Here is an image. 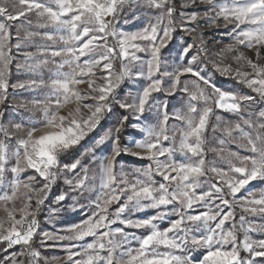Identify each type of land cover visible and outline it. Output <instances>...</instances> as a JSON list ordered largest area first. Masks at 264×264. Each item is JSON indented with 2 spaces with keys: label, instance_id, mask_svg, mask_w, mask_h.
I'll use <instances>...</instances> for the list:
<instances>
[{
  "label": "snow or ice",
  "instance_id": "obj_1",
  "mask_svg": "<svg viewBox=\"0 0 264 264\" xmlns=\"http://www.w3.org/2000/svg\"><path fill=\"white\" fill-rule=\"evenodd\" d=\"M0 264H264V0H0Z\"/></svg>",
  "mask_w": 264,
  "mask_h": 264
},
{
  "label": "rangeland",
  "instance_id": "obj_2",
  "mask_svg": "<svg viewBox=\"0 0 264 264\" xmlns=\"http://www.w3.org/2000/svg\"><path fill=\"white\" fill-rule=\"evenodd\" d=\"M126 27H131V26H126ZM223 31V30H221ZM175 49V44L172 45V48L169 51H174ZM12 81L15 82L18 78H23V77H18L16 70H15V66L13 65L12 68ZM215 83L217 84V86L221 87L222 89L225 90H234L236 88H239L240 86L236 85L234 81L220 77L219 75H216L214 77ZM131 85L130 84H125L121 90V94L123 95V92L127 91L128 88H130ZM246 91V90H245ZM25 98H30L28 93H20L16 99H25ZM178 99V98H177ZM173 106H177V102L176 100H172L171 104L169 105L170 109ZM117 111H121L119 109H117ZM115 116H111L109 118H106L104 121H102L100 127L96 130V132L93 134V136L98 137L99 135L103 134V132L108 129L109 127H111V125L114 123L115 121ZM136 137V138H140L142 136V133L137 132L136 130H133L131 128H129L123 135V143H127L128 140L132 137ZM88 143H92V140L89 139ZM229 147H232L233 149H235V145H229ZM82 151V149H81ZM108 151V147L104 146L103 147V152L107 153ZM79 153H77L78 155ZM101 153L98 151L97 155H100ZM212 155H209V159H212ZM120 161L122 163H124L126 166H144L147 162L146 161H142V160H138L134 157H130V156H124L122 155L120 158ZM253 185L257 188L261 187V185L256 184V182H253ZM63 187V184L61 183L58 187H56L53 192L51 193L50 196V200L49 203H51L52 200H54L55 196L59 193L60 188ZM46 216H47V212H44L40 215V221H41V227L43 229L49 230L53 227L52 224L48 223L46 221ZM82 218V216L79 213H72V212H68L65 213L61 216L60 220L57 222V226L58 227H63L66 224H71V223H76L78 222L80 219ZM238 218V216H237ZM46 256H54V255H58V256H63V252L61 249L59 248H50L47 251H45L44 253Z\"/></svg>",
  "mask_w": 264,
  "mask_h": 264
}]
</instances>
